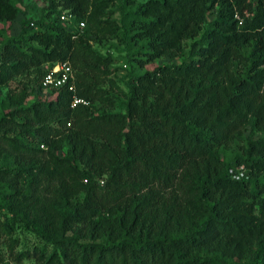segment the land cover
Returning <instances> with one entry per match:
<instances>
[{"label":"trees","instance_id":"1","mask_svg":"<svg viewBox=\"0 0 264 264\" xmlns=\"http://www.w3.org/2000/svg\"><path fill=\"white\" fill-rule=\"evenodd\" d=\"M41 1L17 35L0 29V87L24 80L0 105L12 261L264 264V0ZM12 2L0 0V23L16 18ZM88 35L140 68L179 60L133 75L117 101L103 88L113 57ZM62 62L73 91L43 88ZM34 86L51 96L25 104ZM15 228L37 243L15 250Z\"/></svg>","mask_w":264,"mask_h":264},{"label":"rangeland","instance_id":"2","mask_svg":"<svg viewBox=\"0 0 264 264\" xmlns=\"http://www.w3.org/2000/svg\"><path fill=\"white\" fill-rule=\"evenodd\" d=\"M12 4L17 8L18 14L16 18L9 24L0 23V29H7L9 35H17L19 32V24L23 18L31 17L36 19L43 13L42 7L43 2L41 0H13ZM138 2H142L145 0H135ZM45 12V11H44ZM117 16V15H116ZM91 39L90 44L93 48L98 50L101 54H107L113 57V64L111 65V73L107 76L109 81L104 80L103 88L112 92L117 101L123 99V94L126 93L128 85L131 83V78L133 75L139 74L144 69H151L152 67L163 64L178 62V58H174L170 60L167 57H159L153 60L150 63H145L143 68L138 67V64L135 61L127 62L124 56V51L121 49L119 45H117L113 40L108 37L105 38H97L93 35H88ZM46 67V65L44 66ZM23 79L20 77L15 78L8 82L6 86L0 87V105L5 102V95L8 91L14 90L17 91L21 88ZM22 82V83H21ZM21 83V84H20ZM112 87L110 88V86ZM28 95L26 96L25 104H30L33 101H43L46 100L49 96H51V92L49 90H39L36 86L32 89L28 88ZM118 103V102H117ZM120 108L116 106L113 111H118ZM249 131H245L243 133L244 137L248 135ZM254 137L256 134L253 135ZM237 146H240V142H237ZM236 145H232L233 151L236 152ZM231 149V148H230ZM5 213V210L0 209V214ZM6 217H9V214L6 213ZM2 220V217H0ZM12 237L18 239L20 243L14 248L18 250L23 246H28L31 249L33 245H35L36 240L32 235L27 232H21L19 228H15V232L12 234ZM37 243V242H36ZM0 264H17L12 261L11 256L8 255L7 247L2 239H0ZM19 264H38L32 259L23 260Z\"/></svg>","mask_w":264,"mask_h":264},{"label":"built area","instance_id":"3","mask_svg":"<svg viewBox=\"0 0 264 264\" xmlns=\"http://www.w3.org/2000/svg\"><path fill=\"white\" fill-rule=\"evenodd\" d=\"M69 14H66L64 11L60 14V19L65 20L69 18ZM83 26V22H78V30ZM40 85L45 88H56L63 85H66L67 89L73 91V73L67 62L55 63L50 67L45 69V73L40 79ZM86 102L82 99L72 96L70 106L73 107L75 104ZM42 148L43 146L40 145Z\"/></svg>","mask_w":264,"mask_h":264}]
</instances>
